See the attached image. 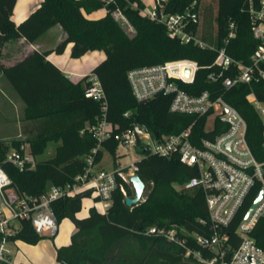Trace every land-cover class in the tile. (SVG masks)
<instances>
[{
  "label": "trees",
  "instance_id": "1",
  "mask_svg": "<svg viewBox=\"0 0 264 264\" xmlns=\"http://www.w3.org/2000/svg\"><path fill=\"white\" fill-rule=\"evenodd\" d=\"M17 0H0V55L8 37H22L36 42L48 30L61 26L66 38L54 52L63 54L72 44L71 57L79 59L89 52L105 54L91 72L98 76L108 99L107 119L114 133H123L135 124L148 128L155 136L176 134L186 129L196 119L192 116L173 114L169 111L172 95H160L140 104L132 94L128 72L134 68L190 60L198 64L195 80L182 87L193 95L206 90H215L234 106L246 119L247 139L256 159L264 163V123L250 103L254 95L264 102V82L238 84L225 88L221 81L212 82L208 76L217 72L214 65L217 52L202 50L193 44H183L168 36L163 24L143 16L142 0H43L23 22L13 21ZM195 3L200 21L194 30L205 41L225 48L236 60L249 63L258 40L251 30L250 15L245 11L247 0H167L165 11L182 13ZM120 9L135 30L131 36L113 17ZM105 10L100 19H90L97 11ZM235 25V37L229 38V25ZM227 40V41H226ZM49 52H34L19 63L2 68L0 72L24 103L23 121L30 123L25 140H13L9 146L0 141V166L13 181L21 195L38 197L50 187H62L73 183L82 175L87 163L85 157L97 146L91 128L102 117L101 104L85 94L89 75L78 81L69 79L54 63L47 59ZM230 73H227L229 75ZM128 114V115H126ZM203 123L197 125L203 136ZM60 143L54 157L36 161L34 169L21 170L7 161L10 150L28 145L33 158L42 155L48 144ZM119 143L114 138L103 142L95 162L99 165L108 152L117 164ZM141 151V150H139ZM118 167V166H115ZM136 174L146 184L143 200L128 207L120 188L113 194V203L108 213L101 214L90 208L85 217L83 209L86 194L65 197L51 203L58 224L69 219L75 229L71 243L56 249L60 264H201L186 256V249L162 237L145 236L151 227L180 226L187 232L204 234L200 219H208L205 196L200 189L178 191L176 184H185L195 176L193 168L180 162L179 158H165L142 151L136 164ZM120 183L128 196H134L131 185ZM261 189L256 183L237 212L228 229L235 235L237 225L243 220ZM56 235V234H55ZM55 235L49 237L54 240ZM256 244L264 250V217L251 233ZM45 235L38 234L29 220H21L13 241L36 245ZM187 246L210 257V251L198 246L192 238Z\"/></svg>",
  "mask_w": 264,
  "mask_h": 264
},
{
  "label": "built area",
  "instance_id": "2",
  "mask_svg": "<svg viewBox=\"0 0 264 264\" xmlns=\"http://www.w3.org/2000/svg\"><path fill=\"white\" fill-rule=\"evenodd\" d=\"M166 1L154 0L151 8L140 12L163 24L169 37L202 50L217 52L214 65L219 70L210 73L208 80L221 81L227 89L238 84L264 82V0H247L245 11L250 15L251 30L259 42L249 63L236 60L228 55L225 48L203 40L194 30V25L200 21L199 13L194 9L195 3L182 13L172 14L165 11ZM113 17L122 26L128 27L129 35H135L134 28L120 9L113 12ZM229 30V38L235 37L233 23L229 25ZM198 69L194 61L179 60L134 68L128 72L132 94L138 102L149 101L160 95H172L169 107L171 113L196 118L181 132L160 137L140 124L133 125L123 133H114L113 125L107 119L106 93L98 76L90 74L85 94L101 104L102 117L90 129L97 139V146L85 157L87 166L84 173L77 176L73 183L62 187L52 186L46 193L34 197L19 194L11 178L0 166V264H13V246L16 241L11 238L15 236L21 220H29L40 235L57 233L58 222L51 208L53 201L86 194L85 200H90V208L106 215L118 188L126 198L130 197L120 180L132 186L130 177L136 174V164L141 160L143 150L165 158L177 157L181 163L193 168L196 175L183 184L184 189L202 190L208 210V219L199 221L204 225V234L190 233L173 224L170 227L148 228L143 232L145 236L162 237L181 246L186 249L187 257L201 264H264V250L251 236L259 220L264 217V163L259 162L253 154L247 139V121L234 106L223 96L217 95L215 90L193 95L182 87V84L194 82ZM187 70L189 75H186ZM248 99L264 123V102L254 92ZM200 122L203 123V136H199L200 130H197ZM110 138L118 141V149H126L124 155L134 150L141 158L127 168L118 166L111 171L95 169L98 165L95 158L103 142ZM7 161L21 170L34 169L36 165L26 144L10 151ZM256 183L261 184L262 200L246 219L247 211L237 225L235 235L231 236L228 229ZM189 238L212 255L205 257L187 246Z\"/></svg>",
  "mask_w": 264,
  "mask_h": 264
},
{
  "label": "crops",
  "instance_id": "3",
  "mask_svg": "<svg viewBox=\"0 0 264 264\" xmlns=\"http://www.w3.org/2000/svg\"><path fill=\"white\" fill-rule=\"evenodd\" d=\"M42 1L43 0H17L12 17L13 21L16 24H20L21 22H23L33 11H35V9L39 7ZM143 3L146 4V2L144 1ZM153 5L154 0H152L150 6L152 7ZM105 14V10H100L91 15H88V18L100 19ZM55 27H52L50 30H48L40 39H38L34 43H30L22 37H8L2 47L0 55V66L2 68H8L19 63L34 52H49L47 59L54 63L72 81H78L82 77L90 75L92 70L102 60L105 59V54L103 52L94 51L87 53L79 59H73L71 57V50L73 46L72 44H69L66 47L63 54L55 53L54 50L57 45L66 38V34L63 31L62 27L60 26L62 30L58 28L56 30H53L55 29ZM51 31L55 32L52 33V37H49L48 35ZM50 38H54L53 41L50 42ZM51 43L55 45L51 47ZM0 80L3 82L1 83L0 81V110H3L2 112H4L7 111V109L16 107L17 100V102H19L22 107L24 115V103L21 101L23 103L21 104V99L19 100L16 97V94L14 95V92H11L12 90L10 88V84L8 82H5L6 79L3 77L1 72ZM13 98L16 100H14ZM0 118L3 121L6 120L3 113H0ZM21 135L22 133H13L8 139L1 138L0 141H12L15 139H19ZM90 207L91 204L86 207L87 211H89L88 208ZM87 214L82 216L80 213L79 216L85 217ZM59 229L61 230V234L60 237H57ZM74 229L75 227L73 223L69 219H66L63 223H60V225L58 224V231L55 235L54 240L44 239L36 245H30L22 241H18V243L16 242V245L14 244L13 264H60L56 260V249L61 246H67L71 243V236L74 232ZM49 235L51 234H45L46 237H48Z\"/></svg>",
  "mask_w": 264,
  "mask_h": 264
},
{
  "label": "rangeland",
  "instance_id": "4",
  "mask_svg": "<svg viewBox=\"0 0 264 264\" xmlns=\"http://www.w3.org/2000/svg\"><path fill=\"white\" fill-rule=\"evenodd\" d=\"M143 1L146 2V4L148 3L147 5L145 4V8L151 7L150 4L152 3V0H143ZM99 14H101V13H99ZM57 28L61 29L60 26H56L55 29H53V30H56ZM123 28L126 31L128 30L127 26H123ZM53 32H55V31H51L48 36L52 37ZM53 39L54 38H50V42L53 41ZM54 45L55 44L51 43L50 46L52 47ZM5 82L7 83V81H5ZM1 83H3V82L1 81ZM10 88L12 90L11 92H14V95H15L16 94L15 91L12 89L11 86H10ZM16 97L20 100V98L18 97L17 94H16ZM14 100H16V99H14ZM20 102H21V100H20ZM16 104H17L16 107H14L12 109H7V111L2 112L3 110H0V113H3L5 116V119H6L5 121H3L0 118V136H2V137H0V139L1 138L8 139L13 133L14 134H16V133L21 134L22 133L21 137L19 139H15V140H25L26 139L25 132H27V130L32 129V126L30 125V123H26L23 121V118H24L23 110H22L20 103L17 102V100H16ZM21 104H23V103L21 102ZM1 125H2V127H1ZM12 141H6V144H8L10 146ZM59 145H60V143H57V142L49 143L46 151L42 155H40L34 159L35 162L36 161H44V160H47V159L54 157V155L56 153V149ZM10 151H12V150H10ZM125 153H126V149H124V148L118 149L117 156L119 158L117 159V164H116L113 156L111 154H109L108 152H105L101 163L99 165H97V167L95 169H104L107 171H111L115 168V166H120L121 168H127L128 166L131 165L132 162H136L141 158V155L138 154L137 152H135L134 150H130L127 155H124ZM175 188L178 191H181L184 189V185L176 184ZM89 204H91L90 200H84L83 209L81 211L82 216H84L85 214L88 213L86 207ZM0 208H1V202H0ZM64 220H66V219H64ZM64 220H62L61 223H63ZM15 225L18 226V223L15 222ZM60 234H61V230L59 229L57 237H60ZM49 237H51V235H49L47 239H50ZM16 242L18 243V241H16ZM15 245H16V243H15Z\"/></svg>",
  "mask_w": 264,
  "mask_h": 264
},
{
  "label": "water",
  "instance_id": "5",
  "mask_svg": "<svg viewBox=\"0 0 264 264\" xmlns=\"http://www.w3.org/2000/svg\"><path fill=\"white\" fill-rule=\"evenodd\" d=\"M186 75H189V71L187 70ZM148 101H142L140 104H147ZM130 182L132 183L133 190H134V196L133 197H127L125 199V203L128 207H133L137 204H139L142 201L146 184L141 179V177L138 174H135L130 177ZM263 192L260 191L257 195L256 199L254 200L253 204L251 205L247 215L246 219L249 217V215L252 213L253 209L258 205V203L262 200Z\"/></svg>",
  "mask_w": 264,
  "mask_h": 264
}]
</instances>
